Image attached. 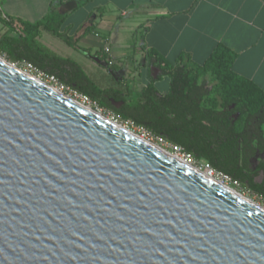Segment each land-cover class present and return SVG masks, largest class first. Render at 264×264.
Instances as JSON below:
<instances>
[{"label":"water","instance_id":"obj_1","mask_svg":"<svg viewBox=\"0 0 264 264\" xmlns=\"http://www.w3.org/2000/svg\"><path fill=\"white\" fill-rule=\"evenodd\" d=\"M0 264H264V211L0 61Z\"/></svg>","mask_w":264,"mask_h":264},{"label":"trees","instance_id":"obj_2","mask_svg":"<svg viewBox=\"0 0 264 264\" xmlns=\"http://www.w3.org/2000/svg\"><path fill=\"white\" fill-rule=\"evenodd\" d=\"M66 19L67 14L57 11L52 3L49 12L34 22L0 18L6 28L0 38V53L13 63L27 61L55 75L99 107L166 137L264 199V91L232 70L237 57L234 51L218 43L202 64H196L185 54L169 62L148 50L150 64L159 70L157 78L150 73L151 82L140 89L128 84L101 87L77 62L39 42L46 32L94 60H104L102 53H91L90 48L79 45L80 39L93 31V25L82 24L69 34L71 26L65 25ZM163 75L170 81L168 92L161 94L153 82ZM110 99L122 104L116 108ZM235 113L236 119L231 115ZM256 153L263 156L252 169L251 158Z\"/></svg>","mask_w":264,"mask_h":264},{"label":"crops","instance_id":"obj_3","mask_svg":"<svg viewBox=\"0 0 264 264\" xmlns=\"http://www.w3.org/2000/svg\"><path fill=\"white\" fill-rule=\"evenodd\" d=\"M0 1L8 15L30 22L42 18L52 3L57 11L67 14L65 25L71 26L70 34L82 24H95L96 28L104 29L107 32L104 50L107 48L108 52L103 50L104 60L93 59L91 63L100 66L105 73L107 70L112 72L118 84L128 82L129 86L135 88L136 85L140 88L145 86H141L133 77L140 63L135 53L125 60L116 59L111 54V44L122 45L118 27L105 25L106 17L111 12H116V21L122 17L132 18L129 20L136 22L138 28L143 27V40L139 48L143 51L153 50L169 62H174L179 54H185L190 56L192 62L202 64L216 44H224L237 54L232 70L252 80L264 91V0ZM88 7L87 19L77 25L73 18ZM92 33L97 37L96 30ZM49 36L42 32L38 40L46 46L41 40L44 37L49 39ZM85 39L82 37L79 43L85 42ZM82 46L91 45L85 42ZM103 61L104 65L101 64Z\"/></svg>","mask_w":264,"mask_h":264},{"label":"rangeland","instance_id":"obj_4","mask_svg":"<svg viewBox=\"0 0 264 264\" xmlns=\"http://www.w3.org/2000/svg\"><path fill=\"white\" fill-rule=\"evenodd\" d=\"M89 11H90L89 7L81 10L73 18L74 22L78 25L79 23H81V21H83L84 19H87V17H88L87 14ZM48 12H46V14ZM5 16L15 17V16L8 15L6 13L5 9H3V7H1V1H0V18H4ZM116 17H117L116 12L115 13L111 12L108 14V17H106V20H105L106 26L115 25L114 27L115 28L118 27L119 32L121 34L122 45L111 44V54H113L116 57V59L119 58V59L125 60L126 58L133 56V53H135L134 55H136V57H137V59H139L140 63H139L138 68L136 70L137 71L136 75L135 76L133 75V77L135 78L134 80L137 83H139L141 86L146 85V84L151 82V80H150V62H149V58L147 56V51H145V50L143 51V49L139 48V44L143 40L144 28L143 27L138 28L137 24H135L136 22L130 21L132 18L122 17L116 21L115 20V19H117ZM93 27H94V29L92 32H94V30H96L98 33L97 37L91 32V33L84 36V37H86L85 42H87L91 45L90 47H88V48H90L91 53H95V52L102 53L104 48H105L104 46H106L107 32L104 29H100L98 27L96 28L95 24H93ZM5 30H6V28L3 27L2 22L0 20V38H1V36ZM51 36L48 37L49 39L44 37V38H42L41 41H44L45 45L48 46L49 50L55 52L58 55L60 54V56L62 55V57L70 58V59L74 60L75 62H77L82 67L84 72L98 86L109 87V86H118L119 85L113 79V76L111 74L112 72H109L107 70V72L105 73L100 66L92 65V63H91V60H93L92 58L88 57L87 55L83 54L82 52H80L78 50H75V49L69 47L60 39H58L56 37L54 38V36L53 37H51ZM85 42L83 40L80 42L81 44L79 43V45L82 46L83 44H85ZM0 57L5 59L6 61H8L10 63H13L10 60H8L6 58V56L2 53H0ZM101 64L104 65L105 64L104 61L101 62ZM129 71H130V73L132 72L131 70H129ZM126 73L128 74V72H126ZM169 81H170L169 77L167 75H163V76H161V78L159 80L154 81L153 85L159 93L164 94V93L168 92ZM199 82H201V79H199ZM126 84L129 85L128 82H125V85ZM136 86H137L136 89H140L139 85H136ZM207 86H208V88H210L211 84H208ZM94 109L98 110L96 108H94ZM99 111L102 112L104 115L110 117V118L112 116L111 113L107 110L101 109ZM263 131H264V124H263ZM237 191L243 193L247 197H249V198L253 199L254 201L263 205L262 200H260L255 195L251 194V192L248 191L246 188L238 187Z\"/></svg>","mask_w":264,"mask_h":264},{"label":"built area","instance_id":"obj_5","mask_svg":"<svg viewBox=\"0 0 264 264\" xmlns=\"http://www.w3.org/2000/svg\"><path fill=\"white\" fill-rule=\"evenodd\" d=\"M104 51L108 52V49L106 48ZM13 65L17 67L19 70L28 74L29 76L38 79L39 81L45 83V85L56 89L60 93L70 97L72 100H75L76 102L80 103L83 106H90L92 108L98 109V111L103 109L99 107L98 104L92 99H90L87 95L63 83L55 75L36 68L30 62L19 61V62H14ZM110 113L112 115L111 118L113 120L122 124L128 130L138 134L147 142L155 144L161 151L165 152L166 154L170 155L171 157L175 158L181 163L191 167L193 170L203 174L205 177L209 178L210 180L222 184L224 186H229L236 190L238 187L240 188L243 187L240 184V182L234 180L231 176L221 171L215 170L208 162L204 160L196 159L191 153L185 151L181 146L170 142L166 137L162 135L153 134L145 126L137 125L130 120H121L112 112ZM251 194L255 195L260 200H262L263 202L262 206L264 207V199L261 196H258L257 194H254L252 192Z\"/></svg>","mask_w":264,"mask_h":264},{"label":"bare ground","instance_id":"obj_6","mask_svg":"<svg viewBox=\"0 0 264 264\" xmlns=\"http://www.w3.org/2000/svg\"><path fill=\"white\" fill-rule=\"evenodd\" d=\"M0 61L1 62H6L5 59L1 58L0 57ZM33 78V77H32ZM35 79V78H34ZM36 81L40 82L41 84L45 85V83L39 81L38 79H35ZM47 86V85H46ZM49 87V86H48ZM51 88V87H50ZM54 91H56L58 94H61V95H64L62 93H60L59 91H57L56 89L52 88ZM65 96V95H64ZM68 99H70V101L74 102V103H77V104H80L78 102H76L75 100H72L70 97L66 96ZM81 105V104H80ZM83 106V105H82ZM85 108V110H87L88 112H90L91 114L99 117L100 119L108 122V123H111L112 125L116 126L117 128L127 132L128 134L134 136L135 138H137L138 140L142 141V142H145L147 144H150L152 147L156 148V149H159L155 144H152V143H149L147 142L146 140H144L141 136H139L138 134L128 130L127 128H125L122 124L118 123L117 121L113 120L112 118L104 115L102 112L98 111V110H95L94 108L90 107V106H83ZM160 150V149H159ZM217 183V182H216ZM219 184V183H218ZM220 186L224 187L226 190H228L229 192H231L232 194L238 196L239 198L243 199L244 201L248 202L249 204L255 206L256 208L260 209L261 211H264V207L254 201L253 199L247 197L246 195H244L243 193L237 191L236 189L234 188H231L229 186H224L222 184H220Z\"/></svg>","mask_w":264,"mask_h":264},{"label":"flooded vegetation","instance_id":"obj_7","mask_svg":"<svg viewBox=\"0 0 264 264\" xmlns=\"http://www.w3.org/2000/svg\"><path fill=\"white\" fill-rule=\"evenodd\" d=\"M154 69V68H156L154 65H151L150 64V73H151V77H152V70L151 69ZM233 106H230V109L232 108ZM232 115V117L234 118V119H236L237 118V113H235V114H231ZM236 117V118H235ZM263 156V154H259V153H256L252 158H251V167H252V169H254L255 168V166H256V164H257V162H258V160L261 158ZM257 180H260V176H257V178H256Z\"/></svg>","mask_w":264,"mask_h":264}]
</instances>
